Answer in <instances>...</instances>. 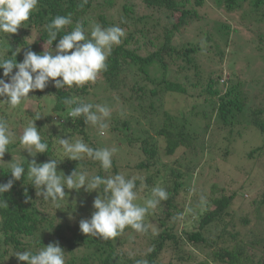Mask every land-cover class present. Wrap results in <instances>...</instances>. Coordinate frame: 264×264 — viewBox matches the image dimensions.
I'll return each mask as SVG.
<instances>
[{"label": "rangeland", "instance_id": "rangeland-1", "mask_svg": "<svg viewBox=\"0 0 264 264\" xmlns=\"http://www.w3.org/2000/svg\"><path fill=\"white\" fill-rule=\"evenodd\" d=\"M197 1L188 0L184 5V8L194 11L195 16L189 19L188 24L181 32L173 33L169 44L172 49L169 48L168 54H162L165 67L157 66L158 64L148 67L149 77L165 76L167 79L180 81L187 88L186 94L163 96V102L157 110L158 113L152 115L151 118L147 117V119L142 115V108L146 107V104L143 103L144 101L139 102L140 99L137 96L139 86L136 85L141 80V83L147 82L149 88L153 87V84L150 80L145 79V74L137 72L135 67L129 69L126 67L117 79L102 78L99 75L95 83L87 84L86 93H80L75 97L78 102L107 105L111 109L106 134L100 136L96 128L85 124L84 130L88 136L86 140H89L91 147L94 146V148L116 149L113 156L115 167L126 170L124 172L127 175L124 174L126 178L136 177V180H139L137 185L139 198L147 196L146 193H150L153 187H164L171 183L172 176L168 171L169 168L184 173L186 188L176 195V202L179 203V206L183 207L185 204L184 211H172V209L159 204L146 217L147 232H136L138 235L136 240L131 242V238H129L124 240L123 244H119L126 253L142 251L149 234L161 229L159 219H168L172 221L171 224L175 225L173 231L181 238L177 249L178 247L183 248L185 255L189 254L188 258H184L188 260L185 262L187 264L204 263L205 261L209 264H217L212 257L214 250L226 246L230 248L234 244L243 242L246 245L251 243L254 246L252 249L257 252V257H261L262 250H264V208L258 205V201L264 190V152L261 156L253 158H249L247 153L244 154L251 144L256 143L257 137L255 136L249 141L239 139L235 141L234 138L233 145L231 142L229 146H226L224 136H226L227 127L221 128L219 123H214L207 131L204 127L207 119L203 117L202 111L207 112L211 108V101H215L217 96L213 94L209 97L202 93V96L196 98V95L197 90L201 85L206 84L207 77L212 73L213 81H218L216 88L221 92H224L228 85L237 84L247 97L243 111L237 112L235 117L238 127H242V124H239L248 118L252 108L263 107L264 4L256 7L251 3L252 0H238L239 3H242L239 9L226 11L222 4L218 5L214 0ZM125 5L129 7L128 10L125 9ZM144 13L151 15L159 23L175 21L177 17L164 8L150 10L144 6L142 0H92L90 8L84 15V19L87 21L84 29L90 37L93 24H99L103 28L118 26L124 31L122 40L128 36L129 32H133L138 42L131 41L129 47H138L137 53L145 56L155 50L157 45L147 43L140 33H136L133 22H130L128 26L124 25L126 20L129 22ZM98 15L104 16L108 22L105 25L102 24ZM43 28L44 25L32 26L28 30L29 34L26 39L29 44L39 40ZM161 42L162 40L158 44ZM190 45L199 47L198 51L193 53L194 62L201 70L197 90L191 85L197 78L195 71L192 67L183 69L185 61L183 56L179 55V51ZM42 47L47 48L44 44L41 45ZM52 49L50 48V50ZM163 69L167 70L165 75L162 72ZM0 78L8 80L4 76ZM45 95L37 96L31 91L29 93L30 97L33 96L31 100L15 110H9L5 104L0 103V118L9 121L10 131L15 134V142L9 145L11 153L6 152L3 161L10 163L13 159V162L26 161L30 163L32 159H36L37 163L42 162V160L38 162L41 153L33 158L19 145V137L23 134V129L27 127L29 121L34 118V112L42 111L45 116L35 121L36 127L41 133L42 139H46L48 135L52 136L53 156L50 157L62 160L57 164V171L63 172L67 176L70 175L67 173L71 167L70 163L74 160L63 157L58 140L59 137L68 139L71 125L75 121L71 117H67L69 109L61 114L52 110L55 94L51 92ZM4 99L6 97H0V101ZM182 109H184V114L189 122L188 127L191 134L188 136V141H190V145L180 146L175 153L165 155L164 143L156 140L155 132L162 126L164 120L162 111L166 110L178 119V112ZM142 117L146 120L144 124ZM77 125L78 123H76V127ZM142 129L148 130L154 143L161 150V154L157 156L156 164L151 165L148 169H139L135 166L136 162L141 159L140 146L131 145L127 140V136L136 133H141L143 136ZM249 129H246L244 138L247 133H251ZM195 131L198 138L200 135L199 140L195 139V134H193ZM78 134H75L77 138L82 137V134ZM194 146H196L195 149H193ZM226 150H228L227 153H225ZM86 158L77 161L78 164H81ZM49 160L45 159L44 162ZM0 165L8 164L0 162ZM88 166L92 167L93 165ZM95 168L85 170L81 164L76 170L97 175ZM110 172V175L115 174L114 170ZM232 191H236L237 194L228 208L230 215L226 217L227 223H214L205 228L203 234L207 238L206 244L187 242L183 237V231L191 232L195 229L196 220L207 208L211 207L210 200ZM65 192L67 199L62 202L61 209H56V211L62 210V216L65 215L71 225L76 223L79 225L77 218L87 216L92 212L97 192L89 193L84 188L79 191L65 188ZM49 205L52 207L51 203ZM51 210L50 213L58 215V212L55 210L51 212ZM169 247L167 253L172 257L176 256L177 249L172 245Z\"/></svg>", "mask_w": 264, "mask_h": 264}, {"label": "trees", "instance_id": "trees-1", "mask_svg": "<svg viewBox=\"0 0 264 264\" xmlns=\"http://www.w3.org/2000/svg\"><path fill=\"white\" fill-rule=\"evenodd\" d=\"M91 1L92 0H39L37 10L32 12L29 21H26L18 28L17 33L9 34L7 38L10 46L8 55L11 56L12 53L16 52L19 48L20 51L17 52L16 60L17 62H22L24 53L29 49L37 54H42L44 50L52 51L50 48L52 47L55 49V45L58 43L59 39L67 32H70L77 22L82 23L83 27L87 24L84 15L90 8ZM187 1L188 0H142L144 6L148 9L157 10L158 8H164L173 14V16H177L176 20L167 23H159L155 21L151 15H146L145 13L137 16L135 19H131L129 22L126 20L124 25L128 26L130 22H133V26L136 28L135 32L140 33L143 39H146L147 43L157 45V48L147 55L142 56L137 53L138 47H129L131 41L135 43L138 42L134 37V33L129 32L128 36L122 40V43L113 48L111 55L107 58V70L99 74L102 78L117 79L126 67L128 69L130 67H135L137 72L145 74V79L150 80L153 87H147V82L141 83L142 80L138 81L136 85L139 86L137 88V96L140 99L139 102L144 101L143 103L146 104V107L142 108V115L145 116V118H151L152 115L158 113L157 110L160 104H162L165 96L187 93V88L182 82L167 79L165 76L151 78L148 73V67L152 65L158 64L157 66L160 65L165 67L163 55L164 53L168 54L169 48L170 50L172 49L169 44L173 33L175 31L181 32L188 24L189 19L195 16L194 11L184 8ZM214 1L218 5L222 4L226 11L237 10L242 6V3H239L238 0ZM197 2H200V0ZM251 3L259 7L261 4H264V0H252ZM124 7L126 10L129 9L126 5ZM58 15H70L72 24L66 26L64 30L58 33L57 40L53 41V44L50 46L47 44L48 34L45 25L50 23L51 20ZM98 18L104 25L108 22L102 15H98ZM41 25H44V28L42 29L39 40L29 45L26 39V36L29 34L28 30L32 26L40 27ZM161 40V44H158ZM0 41H3L2 36H0ZM6 43L7 41L0 43V51L3 49V44ZM43 44L47 48H41ZM198 49L199 47L190 45L184 50L179 51V55L183 56L185 61L182 68L186 69L192 67L197 75L196 81L191 84L196 90L199 86L198 80L200 79L199 75L201 70L198 69V66L194 62L193 53L197 52ZM15 70L16 69H14L13 72H15ZM162 72L165 75L167 70L163 69ZM1 76H3L2 69H0V77ZM217 83L218 81H213V74L210 73L207 77L206 84L204 86L201 85L199 90H197L196 98L203 94L209 97L213 94L217 96L215 101H211V108L207 112L202 111L203 117L207 119L204 127L207 131L214 123H219L221 128L227 127L228 130L226 136H224V141H226L224 144H226V146H229L230 143L234 141V138L235 141L236 139L249 141V139H252L254 136L257 137L256 143L251 144V147L244 152V154L247 153L249 158L261 156L264 152V105L263 107L256 106V108H252L248 114V118L245 119V121H241L239 124H242V127H238L235 117L237 112L241 113L243 111L247 102V97L242 93V90L237 84L228 85L225 91L221 92L216 88ZM134 89L136 91L135 86ZM33 92L37 96H44L51 92L55 94V103L52 110L61 114L68 109V107L62 103L63 99L75 97L80 93H86L87 84L80 88L73 86L72 88L65 87L59 90L50 83L43 91L35 90ZM184 109L178 112V119L172 113L166 110L162 111L164 120L162 121V126L155 132L156 140L164 143L165 155L175 153L176 149L180 146L190 145L188 136L191 133L188 127L189 122L186 118L187 116L184 114ZM74 121V124L71 125V133H69L68 138L71 137L72 142L82 138L83 141L91 147L90 141L86 140L88 136L84 130L85 123L83 118ZM142 122L143 124L146 123L144 117H142ZM76 123H78L77 127ZM149 124L151 125L152 123ZM79 126L80 128H78ZM248 128H250L249 131L251 133H247L246 138H244L246 129ZM142 130L143 136L141 133H136L127 136V140L131 145L136 144L140 146L141 159L136 162L135 166L139 169H148L151 165L156 164L157 156L161 154V150L158 149V145L154 143L153 137L149 134L148 130ZM77 133L82 134V137L77 138L75 136ZM193 134H195V139L198 138L196 131ZM46 140L49 144V149L46 153H41V158L38 159V162L39 160H42V162L40 161L39 163H44L45 159H52L50 156H53L51 148L53 138L51 135H48ZM231 145H233V142ZM92 147L94 148V146ZM195 148L196 146L193 147V149ZM194 152L196 153V150H194ZM227 152L228 150L225 151V153ZM20 162L25 167L24 179L22 177L21 180L14 181L10 191L3 194V199L8 204V208H0V264H26V262L19 261L15 255L11 256V254L14 251H34L35 249H33L32 245L33 242L37 240H39L40 243L37 244L36 247H42L43 245L47 246L50 243L59 242V245L65 252L66 264H136L137 260H146L147 264H187L185 262L188 260L184 258H188L189 254L185 255L183 248L178 247L177 249L181 238L180 235L173 231L175 225L171 224V220L159 219L161 229L149 234L146 239V245L143 246L144 249L140 252L134 251L126 253L119 244H123V241L129 238H131V242L136 240L138 235L134 230L126 228L120 236L109 241H105L100 237L96 238L83 234L77 223L71 225L65 215L62 216V210L56 211V207L54 205L51 207L49 202L43 200L42 196L37 197L35 187L29 184L30 182L27 179L28 163L26 161ZM70 164L71 167L67 170L68 174H71L81 164L85 170H91L96 167L97 175H100L102 178L110 175V171L112 170H114L115 174H125L124 172H126V170L120 167H115L114 160L113 167L108 172L100 168L99 162H94L88 158L84 159L81 164H78L75 160ZM88 165L93 166L91 167ZM126 166L130 167L128 165ZM168 171L172 176V182L161 187L167 191L168 199L162 201L160 204L168 209H172V211L183 212L185 204L183 207H180L179 203L176 202V195L186 188L184 173L174 171L172 168H169ZM129 177L131 176L129 175ZM11 178L9 165H0V183H7ZM138 181L139 180H136V185L139 184ZM149 194L148 192L146 193V195ZM236 194V191H232L229 194L223 193L211 199V207L207 208L199 219L196 220L194 224L195 229L191 232L183 231V237H185L187 242L193 244L201 242L206 244L207 238L204 236L203 230L214 223H227L226 217L230 215L228 208ZM258 205L264 208V190L258 201ZM51 209L58 212V215L50 213ZM91 210L92 212L87 216L84 215L77 218L78 222L80 223L81 220L90 219L94 211L93 206ZM171 245L177 249V251L175 249V259L167 253V249H169ZM252 248H254V246L251 243L248 245H246L245 242L234 244L230 248L226 246L214 250L212 257L217 264H224L225 262L228 264H264V250H262L261 257H257V252ZM197 264L209 263L205 261L204 263L200 262Z\"/></svg>", "mask_w": 264, "mask_h": 264}, {"label": "clouds", "instance_id": "clouds-1", "mask_svg": "<svg viewBox=\"0 0 264 264\" xmlns=\"http://www.w3.org/2000/svg\"><path fill=\"white\" fill-rule=\"evenodd\" d=\"M38 4L39 0H0V36L3 41H7L0 51V69L3 70V76L8 78L7 81L0 78V97H6L0 103L5 104L9 110H15L30 101L33 97L29 96L31 91H43L50 83L59 90L95 83L99 74L107 70L106 60L113 48L122 43L124 36L123 29L118 26L103 28L99 24H93L89 37L82 23L77 22L70 32L59 39L54 50H44L42 54H37L29 49L24 53L23 61L17 62L16 55L20 49L9 56L7 38L29 21ZM71 24L70 15H58L47 23V44L51 46L57 40L58 33ZM14 69L17 71L13 72ZM62 103L69 109L67 117H71L73 121L83 118L84 123L96 128L100 136L106 134L109 127L107 121L111 115V109L107 105L78 102L75 97L64 98ZM42 116H45L42 111L34 112V118L19 137L20 147L33 158L49 149L47 140L42 139L35 124ZM14 142L15 134L10 131L9 121L0 118V162L9 165L12 177L7 183H0V208H8L3 194L10 191L14 181H19L22 177L24 179L25 176V167L20 161H3L5 153L10 152L9 145ZM58 143L65 158L80 161L87 157L99 162L100 168L105 172L113 167L115 148H93L82 138L72 142L71 137H59ZM59 161L62 160L50 159L48 162L37 163L36 159H32L28 163L27 179L35 187L37 197L42 196L44 201L51 203L56 209H61L62 202L67 199L65 188L76 191L84 188L89 193L97 192L91 218L79 223L83 234L109 241L120 236L126 228L146 233V217L162 201L168 199L167 191L161 187H153L149 195L139 198L137 178L129 179L124 174L102 178L100 175H90L87 171L75 169L65 176L63 172L57 171ZM39 243V240L33 242L34 251H14L11 256L15 255L26 264H66L65 252L59 242L36 247ZM136 264H147V261L137 260Z\"/></svg>", "mask_w": 264, "mask_h": 264}]
</instances>
